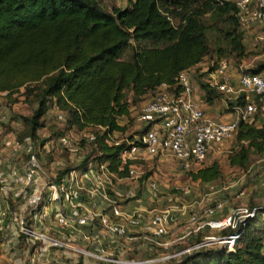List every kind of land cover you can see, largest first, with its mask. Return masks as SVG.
Wrapping results in <instances>:
<instances>
[{
    "label": "trees",
    "instance_id": "16d2710c",
    "mask_svg": "<svg viewBox=\"0 0 264 264\" xmlns=\"http://www.w3.org/2000/svg\"><path fill=\"white\" fill-rule=\"evenodd\" d=\"M207 11L230 19L233 26L225 36L230 50L242 55L245 44L232 0H128L110 7L99 0H0V91H7L10 101L17 100L13 94L21 88L26 97L33 92L35 106L22 117L24 134L32 137L53 99L65 113L64 127L57 133H83L80 146L88 149L80 164L105 163L114 175L125 178L127 165L121 167L119 157L125 141L107 138L113 131H125L127 125L119 118L130 114L131 101L141 100L162 81L173 82L180 69L199 63L210 52L202 20ZM166 13L178 23L173 25ZM263 69L264 61L251 68ZM200 86L206 101H212L217 91L203 81ZM88 131L94 133L89 142L84 137ZM234 138L228 162L244 168L252 152L264 153V118L260 124L240 121ZM65 170L57 172L56 181ZM220 175L217 160L188 170L190 180L200 183ZM253 207L257 213L239 224L235 231L240 237L232 250H194L181 254L176 264H264V222L258 215L264 214V204L249 205ZM232 232L224 228L218 233Z\"/></svg>",
    "mask_w": 264,
    "mask_h": 264
},
{
    "label": "built area",
    "instance_id": "2783aa9c",
    "mask_svg": "<svg viewBox=\"0 0 264 264\" xmlns=\"http://www.w3.org/2000/svg\"><path fill=\"white\" fill-rule=\"evenodd\" d=\"M236 8L238 28L242 31V41L250 43L252 48L264 44V0H232ZM167 18L172 22L171 15L166 13ZM174 25V24H173ZM254 27L259 31L252 36ZM197 74L201 75L202 81L210 88H214L223 98L224 106L227 109L225 115L214 116L206 106L205 101L197 95L198 81ZM7 91H0V96H5ZM242 97V102L238 99ZM205 103V104H204ZM232 103V104H230ZM56 108H58L55 103ZM58 119L65 120V113L58 108L56 111ZM264 115V69L258 72L251 68L235 66L227 57L221 56L210 64L201 62L180 69L175 75L173 82L162 81L154 88L148 90L140 100V107L135 116L136 129L126 137L118 138L113 131L107 138L109 142L119 143L125 141L126 146L121 150L119 157L121 167L127 165V177L133 181V189L123 195L109 193L113 180L122 179L109 171L105 163H98L90 160L86 167L76 176V170L65 172L59 181H56V172L49 173L41 162V148L48 150L47 145L36 146L27 143L25 151L27 159L21 169L12 168L7 172L17 188L18 200L31 206L33 214L39 215L38 205L42 201L43 190L38 186L47 185L52 190L51 197L42 201L45 205L52 199L58 200L62 195V188L65 182L70 179L87 180L88 191L91 198L94 196L96 203L101 202L102 211L98 214L83 211V198L81 193L83 186L78 185L74 194V209L72 214L64 215L60 211L57 218L59 227L69 226L76 222L79 225H98L124 239H130L131 228L146 225L152 230L156 238L163 237L167 233L170 224V210L164 209L151 214L144 215L142 212H124L119 206V200L133 198L140 189H146L150 196L157 197L159 194L158 181L154 175L144 176V163L149 164L154 157L157 160L162 157H171L176 164L185 171L195 170L202 166L203 161L215 147L223 141L233 137L240 121L255 123L258 118ZM7 120V114L0 99V127ZM119 131V130H116ZM76 133V132H75ZM74 131H66L57 134V145L69 151L77 150L80 140L74 137ZM10 134L3 136L7 142ZM87 141L94 139V133L88 131L84 134ZM1 138V139H2ZM1 141V142H2ZM80 145V142H79ZM81 148V146H80ZM2 175L3 172L1 171ZM262 184L264 185V166L261 167ZM4 176V175H3ZM44 184H39L37 179ZM59 182V183H58ZM109 187V188H108ZM108 188V189H107ZM186 191V187L181 188ZM31 190V191H30ZM118 198V199H117ZM221 201H215L210 207H206L199 214L189 216V221L196 224L194 232L199 233L204 226L218 227L220 230L230 228L232 233L227 235L202 236L198 241L186 247L184 250L165 255L164 260L176 258L183 253L194 250L209 248L213 244H219L228 251L233 249L235 241L240 237V232L235 231L239 224L246 218L256 215V207L237 206L222 218H214L223 209ZM187 208V207H186ZM185 208V209H186ZM1 209V204H0ZM186 211V210H185ZM33 218V217H32ZM19 234L25 236L29 248L40 253L48 252L50 248L55 250H68L74 252L79 258L84 257L96 264H156L157 258H123L106 252L104 247L92 248L93 244L87 247L72 246L67 240L60 236L50 235L34 225L30 217L17 216ZM219 230V231H220ZM86 240L93 241L91 237ZM31 262H34L32 257Z\"/></svg>",
    "mask_w": 264,
    "mask_h": 264
},
{
    "label": "rangeland",
    "instance_id": "374dc122",
    "mask_svg": "<svg viewBox=\"0 0 264 264\" xmlns=\"http://www.w3.org/2000/svg\"><path fill=\"white\" fill-rule=\"evenodd\" d=\"M100 3L105 7H110L112 5L123 6L127 3L128 0H99ZM171 15V14H170ZM172 22L174 25L178 23V18L171 15ZM202 20L206 25V38L210 47V52H208L201 59V63L208 65L211 61H215L219 57H227L235 66H242L243 68L250 69L255 67L259 62L264 61V44L257 46V48H252L250 43H246L244 45V53L240 56L236 55L234 51L230 50V46L228 43V39L225 36V31L230 30L233 26L230 19L227 18L226 15L215 14L211 11H207L202 15ZM259 31L258 27H254L253 34ZM131 51V47L128 46L122 56L128 57ZM196 80L198 81V90L197 95L205 101V106L207 110L213 114L214 116H224L225 111L227 110L224 106V102L222 100L223 96L217 92L216 95L213 96L212 101L208 102L205 99L204 93L205 90L201 88L200 81H202L201 75L197 74ZM24 88H21L18 93L13 94L16 95L17 100L10 101V98L5 96H0V99L3 103L7 114V120L1 124L0 127V157L5 159L2 161H6L7 165L3 168V162L0 166L1 170H6L9 172L12 168L21 169L23 164L27 159V154L25 151V146L27 143L35 144L36 146H44L45 141L48 144V150L41 148L42 154L40 156L43 167L51 172L63 173L65 169L67 172L70 170L81 171L84 168V164H80L83 161V157L88 148L81 147L79 142L77 144V150L69 151L65 148H62L57 145L56 136L57 131L64 127V120L58 119L56 115L55 102L51 99L48 102V108L46 113L42 116L41 125L37 128L35 137L24 134L26 131V124L23 122L22 117L28 116L31 114L35 103L31 102L33 92H30L26 97L23 94ZM216 92V91H215ZM129 99H131L130 95ZM12 97V96H11ZM144 97V96H143ZM131 101V100H130ZM140 107V100L137 102H130V114L126 117L122 116L119 118V122L121 124H126L125 131H115L118 138L129 136L136 129V120L135 116L137 115V111ZM264 118V115L258 118L257 124H260ZM90 130V128H88ZM75 133V132H74ZM86 133V132H85ZM6 134H10L7 142L2 141L3 136ZM83 133L76 132L74 137L76 140H80ZM2 138V139H1ZM233 137L223 141L217 147H215L214 151L209 153L206 159L203 161L202 165H206L213 160H217L220 169L221 175L220 177L212 181L210 183H200L199 181H192L188 176V171L182 170L177 164L176 161L171 157H162L157 160L156 157L149 163H144L143 172L144 176L154 175L159 184L162 185L166 193L173 196L175 193L177 196L182 197V187H186L189 190L191 187L200 190V194L204 196V203L194 207H188L185 209L187 212L186 220L181 221L177 220L173 226L177 228L183 226H192L194 227L196 224L189 221V216L192 214H199L203 211L204 208L210 207L214 204L215 201H221L223 204L224 211L218 214L226 213L230 211V209H234L237 206H262L264 204V185L262 184V173L261 167L264 166V153L258 154L256 152H252L250 154V159L246 167L239 168L238 166L231 165L228 162V154L235 146V140ZM2 141V142H1ZM44 144V145H43ZM8 155V156H7ZM12 155V159L10 160V156ZM170 165H168V163ZM87 165V164H86ZM66 171V170H65ZM193 182V183H192ZM195 184V185H192ZM113 185L118 190H122L126 192L127 190L133 189L130 183L125 181H118V179L113 180ZM191 186V187H190ZM110 192L113 191L110 189ZM140 192V191H138ZM199 195H196L198 199ZM0 198L1 191H0ZM195 198V197H194ZM208 198V199H206ZM131 198H124L122 202L126 203ZM7 204H9V208L13 206V202L9 197V193L7 194ZM18 199H16L17 201ZM1 202V201H0ZM163 204L159 205V209L168 208L170 205L175 203L174 200L166 199ZM17 210L19 206L22 207V201L20 203L17 201ZM24 208V207H23ZM158 209V210H159ZM226 210V211H225ZM224 215V214H223ZM262 219L261 222H264V214H258ZM214 218H216L214 216ZM191 227V228H192ZM170 228L167 229V232ZM214 231V230H213ZM198 233L199 236L206 234ZM196 235V237L198 236ZM214 236H219L220 234L217 231L213 233ZM195 236V235H194ZM199 240L198 238H193L189 240L188 243ZM220 246L219 244H213L211 247ZM9 251L6 249L3 251ZM62 250H54L53 248L49 249L50 256L53 258H49V263L47 261H37L35 264H56L57 260H60L62 257ZM164 253V252H163ZM7 254V253H6ZM72 254V252H70ZM152 256L146 252H142L140 254V258L149 259ZM7 258V257H5ZM180 257H176L166 261H159L156 264H176L177 260ZM76 260L71 261L70 263L66 262L64 264H83L81 258L75 257ZM97 263V262H96ZM94 262L85 263V264H96ZM1 264H9V261L4 259ZM57 264H60L59 262Z\"/></svg>",
    "mask_w": 264,
    "mask_h": 264
},
{
    "label": "crops",
    "instance_id": "0c3cea01",
    "mask_svg": "<svg viewBox=\"0 0 264 264\" xmlns=\"http://www.w3.org/2000/svg\"><path fill=\"white\" fill-rule=\"evenodd\" d=\"M5 158L6 156L3 158L0 157V166L3 162V168L7 165V163H5L6 161H2V159ZM9 158L11 160L12 155ZM167 163L170 165L169 162ZM1 171L3 172L4 176L2 175ZM1 171L0 191L2 198H0V264L4 259L8 260L9 264H35L40 260L42 262L47 261L46 263H49L48 259L53 258L52 256L49 257V251L40 253L36 250L32 251V249L29 248L30 246L27 243V239L24 238L25 236L20 235L18 231L17 216L20 217L22 215L25 217H30V219L34 220V225L36 228L43 230L47 234L60 236L61 238H64V240H67L68 243L70 242L69 244L72 246L87 247L93 244L92 248L104 247L107 253L123 258H140V254L147 251V253L152 256L151 258H157L160 261H166L163 259L165 255H170L184 250L190 245L188 241L196 237L194 227L188 225L177 228L176 226H173L174 223L177 220L187 221V212L185 211L187 206H198L203 204L205 201L204 196L200 194V190L195 189L194 186L193 188L190 186V190L187 188L186 191H183L182 197L177 196L176 193L173 196L166 193L162 185L159 183V194L157 197L150 196L146 189H140V192H137V195L126 203H121L123 199H120L118 206L124 212L131 213L133 211H139L142 212V214L148 216V214L164 210L163 208L160 210L159 205L163 204L162 202H164L166 199L174 200L175 203L173 205L165 208L170 210V229L163 237L156 238L153 236L152 230L149 227L146 225H141L131 228L130 239H124L115 234L109 233L107 230L101 228L98 225H79L76 222L65 227H59L57 225L56 220L60 213L59 209L63 211L64 215L70 216L72 214V210L74 209L73 197L77 192L78 185L83 186V191L81 193V197L83 198L82 210L93 212L94 214H98L102 211L101 202L96 203L93 199L95 196L91 198V193L86 188L89 186V182L87 180H82L81 182L80 177L77 180V177L81 171L76 172L77 177L74 179V181L70 179V182L67 181L63 184V193L60 199H52L46 205L42 201L51 197L52 190L47 185H44L42 188L41 186H38V188L42 189L44 192L42 201L38 204L41 205L39 207V215H35L29 211L31 206L26 205L24 202H22V207L19 206V210H17V201L20 203L19 200L16 201V199H18V186L14 184L8 175H6V170ZM118 181H125L130 183L131 187L134 186L133 181L129 178L118 179ZM37 182H39V184H44L39 178L37 179ZM84 186L86 187L84 188ZM109 189L113 190L114 194L116 195H123L130 190L129 189L126 192L120 189L117 190L113 184ZM8 193L10 199L12 200L11 202H13V206L11 208H9L10 206L7 204L8 202L6 200ZM109 193L111 194L110 191ZM196 195H199L198 199L196 198ZM231 210L232 209H230V211ZM222 211H224V208ZM230 211L223 213L224 215L220 214L219 217L218 214H216V218H222ZM213 230L215 232L217 231L218 233L220 229L218 227L204 226L200 229L199 233L206 231L207 233L203 236L213 235ZM87 237H91L93 241L90 243V240H86ZM6 249H9V251L3 254V251ZM70 250L71 249H68L67 251H61V253H63V259L61 258L60 260H57V263L59 262L60 264H64L66 262L70 263L71 261L76 260L75 257L78 256ZM70 252H72V254H70ZM32 257L35 260L34 262H31L30 260ZM176 257H180V255ZM80 258L83 264L91 263L90 260L88 261L84 257Z\"/></svg>",
    "mask_w": 264,
    "mask_h": 264
}]
</instances>
